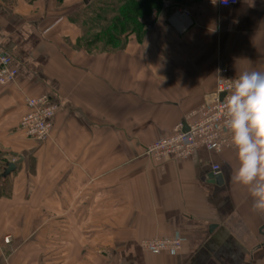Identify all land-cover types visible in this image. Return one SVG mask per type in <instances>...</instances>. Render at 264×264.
Returning <instances> with one entry per match:
<instances>
[{
    "label": "crops",
    "instance_id": "obj_1",
    "mask_svg": "<svg viewBox=\"0 0 264 264\" xmlns=\"http://www.w3.org/2000/svg\"><path fill=\"white\" fill-rule=\"evenodd\" d=\"M91 1L0 0V46L17 69L0 85V264H264V214L232 180L234 149L145 153L199 117L221 76L264 71V0H165L170 13L113 51L77 43L69 17ZM43 95L56 112L38 142L19 122ZM177 236L172 254L141 246Z\"/></svg>",
    "mask_w": 264,
    "mask_h": 264
},
{
    "label": "built area",
    "instance_id": "obj_2",
    "mask_svg": "<svg viewBox=\"0 0 264 264\" xmlns=\"http://www.w3.org/2000/svg\"><path fill=\"white\" fill-rule=\"evenodd\" d=\"M212 3V0H210ZM237 0H229L225 5L217 0L219 7H231ZM238 76H221L212 93L210 101L200 106L199 117L184 126L182 123L175 126L170 136L151 142L145 148V153L156 159L168 156L186 158L196 150H206L219 153L223 149H234L230 146V134L224 127V118L221 115L225 102L230 93L232 80ZM17 78V69L11 65V57L0 46V85L13 84ZM27 111L21 117L19 129L23 134L38 142L47 140L50 136L52 119L56 106L48 101L46 96L30 97L26 100ZM214 175L220 172L218 165H212ZM9 242V238L5 239ZM141 246L154 254L163 251L174 253L181 248L182 237L149 238L141 241Z\"/></svg>",
    "mask_w": 264,
    "mask_h": 264
},
{
    "label": "clouds",
    "instance_id": "obj_3",
    "mask_svg": "<svg viewBox=\"0 0 264 264\" xmlns=\"http://www.w3.org/2000/svg\"><path fill=\"white\" fill-rule=\"evenodd\" d=\"M230 93L221 115L238 161L232 180L248 189L253 212L264 214V71L240 73Z\"/></svg>",
    "mask_w": 264,
    "mask_h": 264
},
{
    "label": "trees",
    "instance_id": "obj_4",
    "mask_svg": "<svg viewBox=\"0 0 264 264\" xmlns=\"http://www.w3.org/2000/svg\"><path fill=\"white\" fill-rule=\"evenodd\" d=\"M170 2L176 7L181 1ZM172 5L165 7V0H92L69 18L81 28L80 46L88 50H123L130 36L142 40L153 17L162 10L170 13Z\"/></svg>",
    "mask_w": 264,
    "mask_h": 264
},
{
    "label": "water",
    "instance_id": "obj_5",
    "mask_svg": "<svg viewBox=\"0 0 264 264\" xmlns=\"http://www.w3.org/2000/svg\"><path fill=\"white\" fill-rule=\"evenodd\" d=\"M85 3H87V0H84ZM13 156H16V154H12ZM19 159L17 161H11V162H7L5 165V168L1 174V177H6L7 175H9L11 172H13L16 169V165L21 161V156H18ZM212 178L216 181L217 184H222L223 180H222V175L221 173L214 175L212 173Z\"/></svg>",
    "mask_w": 264,
    "mask_h": 264
}]
</instances>
